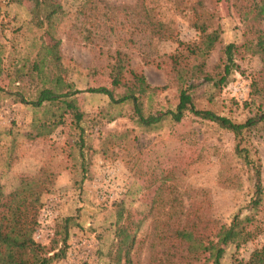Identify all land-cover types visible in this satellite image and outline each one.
<instances>
[{
  "label": "rangeland",
  "instance_id": "obj_1",
  "mask_svg": "<svg viewBox=\"0 0 264 264\" xmlns=\"http://www.w3.org/2000/svg\"><path fill=\"white\" fill-rule=\"evenodd\" d=\"M61 1L65 12L51 31L42 23L36 0H0L6 66L0 76V183L6 193L0 211L24 179L47 181L50 190L41 197L36 240L52 247L56 232L71 220L66 257L55 264H124L114 258L118 233L136 237V264H213L208 253L190 251L177 232L214 237L238 213L254 215L263 229L264 198L253 209V165L246 163L237 145L249 148L253 159L260 158L264 184V119L240 137L193 114L145 128L130 117L129 106L117 107L108 96L87 90L120 91L107 67L116 52L123 51L136 69L145 71L151 85L169 86L151 103L147 100L146 111L175 108L179 93L171 80L169 57L179 48L177 39H199L194 20L204 13L210 24L221 26V41L207 59L209 72L217 73L226 45L237 43L243 53L237 59L240 68L223 88L203 80L196 83L195 105L237 123L262 116L264 61L246 46L259 42L264 20L248 29L236 0ZM156 23L168 33H159ZM42 42L60 43L64 66L81 90L73 98L85 112L84 138L72 118L53 131L44 128L48 108L36 109L18 99L19 86L31 99L33 87L28 77L21 85L13 84L9 72L33 59ZM258 88L261 95L256 94ZM263 244L264 233L240 246L219 243L222 263L248 260Z\"/></svg>",
  "mask_w": 264,
  "mask_h": 264
},
{
  "label": "trees",
  "instance_id": "obj_2",
  "mask_svg": "<svg viewBox=\"0 0 264 264\" xmlns=\"http://www.w3.org/2000/svg\"><path fill=\"white\" fill-rule=\"evenodd\" d=\"M245 1L236 0L235 5L243 15L248 29L251 30L253 23L264 20V0H248L250 5L245 4ZM36 2L37 8L42 13V23L54 31L59 18L65 12L63 2L61 0H36ZM204 16H206L204 13H197L194 20V27L200 33L199 39L192 42L177 39L179 48L169 57L171 80L177 85L179 93L175 108L155 112L146 111L147 100L151 103L153 96L164 92L169 86L151 85L145 71L136 69L130 56L123 51L116 52L113 61L107 67V74L113 86L120 91L115 93L107 87H99L89 88L87 92L104 94L117 107L129 106L130 117L145 128L157 126L168 118L180 122L188 114H193L203 120L215 122L222 128L233 132L236 137H240L246 129H252L264 119V115L249 118L244 123H237L211 110L199 109L194 102L193 89L196 83L203 80V82H212L214 86L223 88L240 68L237 59L243 53V46L237 43L226 45L222 51L220 63L217 65V73L209 72L207 59L221 41V26L210 24L212 19L204 18ZM156 27L159 33L163 31L168 33L162 23H156ZM169 33L171 36L174 35ZM249 43L246 50L252 54H260L264 61V34L259 35L258 43ZM2 52L0 45V76L6 69ZM25 61L26 63L22 66L17 65L13 72H9V77L13 84L19 83V85L25 82V77H28L33 87V98H28L22 91L23 88L19 86L18 99L23 103L33 105L36 109L48 108L50 118L41 124L44 128L53 131L65 124L67 118H72L78 128L83 130L82 138H84L85 131L81 124L85 119V112L78 107L73 98L81 90L76 88L71 80L70 69L64 66L60 43L51 45L42 42L38 46L35 57ZM257 90L256 94L263 93L260 88ZM1 91L4 89L0 87ZM111 117L114 119L116 116ZM237 151L248 165H253L255 194L250 203L253 209H257L264 198L260 158L253 159L251 150L247 147L241 148V144L237 145ZM48 190L50 186L47 181L26 178L13 192L10 203L0 211V264H55L66 257L67 242L70 237V218L66 219L64 230L56 232L52 247L38 242L35 238L40 225V211L43 207L41 197ZM5 196L4 186L0 183V203ZM256 222L254 215L242 216L238 213L230 223L221 225L214 237L197 236L193 231L186 229L178 231L177 236L182 242L189 244L190 251L201 250L209 254L213 264H223V249H219V243L240 246L255 240L264 233V228L262 229ZM59 235L62 237L59 238ZM117 236L119 243L114 258L116 257L118 263L136 264L133 259L136 237L128 239L121 233ZM234 264H264V244L255 249L248 260L236 259Z\"/></svg>",
  "mask_w": 264,
  "mask_h": 264
}]
</instances>
